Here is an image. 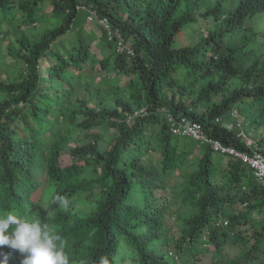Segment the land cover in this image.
Listing matches in <instances>:
<instances>
[{
    "label": "trees",
    "instance_id": "obj_1",
    "mask_svg": "<svg viewBox=\"0 0 264 264\" xmlns=\"http://www.w3.org/2000/svg\"><path fill=\"white\" fill-rule=\"evenodd\" d=\"M82 10L106 19L133 56L96 24L106 54L97 59L73 33ZM3 44L0 213L41 215L71 264L102 255L112 264H253L264 252V186L238 158L217 165L208 144L171 143L167 120L187 118L225 147L264 156V135L249 148L226 127L236 110L250 129L264 126V0H0ZM4 59L21 64L18 75L3 73ZM174 173L182 181L168 186ZM57 196L70 199L66 209ZM240 225L250 235L236 234ZM240 242L243 256L224 263L226 245ZM199 245L211 248L208 262ZM5 257L21 259L0 247Z\"/></svg>",
    "mask_w": 264,
    "mask_h": 264
},
{
    "label": "clouds",
    "instance_id": "obj_2",
    "mask_svg": "<svg viewBox=\"0 0 264 264\" xmlns=\"http://www.w3.org/2000/svg\"><path fill=\"white\" fill-rule=\"evenodd\" d=\"M55 199L65 209L71 203L67 196ZM4 246L20 254L19 264H71L64 238L41 215L0 213V247ZM7 259L0 264H7ZM94 264H112V261L102 255Z\"/></svg>",
    "mask_w": 264,
    "mask_h": 264
},
{
    "label": "rangeland",
    "instance_id": "obj_3",
    "mask_svg": "<svg viewBox=\"0 0 264 264\" xmlns=\"http://www.w3.org/2000/svg\"><path fill=\"white\" fill-rule=\"evenodd\" d=\"M86 10H82L81 13H79L78 17H77V24L76 26H74V34L76 33H81L83 36H85L87 38V40L90 42L91 47L93 49V53L94 55H96L97 59L102 58L103 56H105V52H102V46L99 42V37L101 35V28H99L96 23H89L87 22V14H86ZM186 41V39H185ZM184 41V42H185ZM195 39H190L188 42L192 43L194 42ZM5 44H3L0 48V55L3 57L5 55ZM100 52V54H99ZM21 64L19 63H14L12 60L9 59H4L1 69L3 71L4 74H8V75H18V71L20 69ZM121 77L120 76H116L115 80H120ZM118 82V81H117ZM137 113H139V110L137 111ZM169 118H167L168 120ZM238 124L234 125L231 121L236 120ZM230 122H226V127L228 129H240L238 136H240L242 133L248 137L252 142L255 143V140H257L256 137L258 136H263L264 135V126H261L257 129L254 130L250 129L248 124H245V118H243L241 115L239 116L238 110L234 111L233 115L230 117ZM235 130V129H234ZM102 131V130H101ZM105 139L108 140L111 137H113L115 135V132L111 129L105 131ZM156 136V134H153V136ZM154 136V138H155ZM241 137V136H240ZM255 137V138H254ZM188 141V142H187ZM107 142V141H106ZM106 142L102 143L101 146L102 147H106ZM192 143L190 142L188 139L182 138V137H177V136H171V143ZM149 158V157H148ZM226 160V156L225 155H221V154H214V162L217 163V165H221L223 162H225ZM155 163V161H153ZM181 178L178 176L177 173H174L171 176V180L167 183L168 186H172L175 183H181ZM170 190V189H168ZM166 192H169V191ZM168 200L171 199V195L169 193H167V198ZM173 210H178L181 211L180 213H183L185 216L188 217V215L190 214V209L188 207H184V208H180V206H175L172 205L170 206ZM239 205H234L232 206V208H230L229 212H232L233 214H238L239 213ZM253 217H255L256 219L258 218L257 215L253 214ZM173 218L175 219L176 216H173ZM250 226L246 225H240L237 227V229L235 230L236 234H241L242 236L247 237L248 235H250ZM240 232V233H239ZM208 246L207 247H201L196 246L195 251L196 253L199 255V259H202L201 261L203 262H208L209 258L211 256V248L210 250ZM207 251V252H206ZM245 253V248H244V244H242V242H240L239 244H233V245H226L225 247V253L223 254V262L225 263L226 259L229 258H237V257H242L243 254ZM180 264H201V263H197L193 260V258H187L184 257L183 261H180ZM253 264H264V252L261 253L258 258L253 262Z\"/></svg>",
    "mask_w": 264,
    "mask_h": 264
},
{
    "label": "built area",
    "instance_id": "obj_4",
    "mask_svg": "<svg viewBox=\"0 0 264 264\" xmlns=\"http://www.w3.org/2000/svg\"><path fill=\"white\" fill-rule=\"evenodd\" d=\"M87 22H95L100 25L106 31L107 41H114L117 53L126 54L128 57L133 56V51L129 48L130 42L120 36H116L110 29V26L106 19H100L97 17L94 11H88ZM170 132L177 137H186L194 141L208 144L214 153L221 155L233 156L241 160V162L248 166L256 178V180L264 186V156L254 150L251 154H245L239 152L233 148L225 147L219 141L212 140L207 137L203 131L201 125L197 122L191 121L184 117L175 118L172 115L167 116ZM219 122V119H217ZM246 146L252 148L255 144L243 133L240 135Z\"/></svg>",
    "mask_w": 264,
    "mask_h": 264
}]
</instances>
